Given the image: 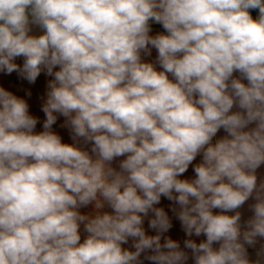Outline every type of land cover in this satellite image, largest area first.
<instances>
[{
    "label": "clouds",
    "instance_id": "1",
    "mask_svg": "<svg viewBox=\"0 0 264 264\" xmlns=\"http://www.w3.org/2000/svg\"><path fill=\"white\" fill-rule=\"evenodd\" d=\"M0 73V264H264V0H0Z\"/></svg>",
    "mask_w": 264,
    "mask_h": 264
},
{
    "label": "crops",
    "instance_id": "2",
    "mask_svg": "<svg viewBox=\"0 0 264 264\" xmlns=\"http://www.w3.org/2000/svg\"><path fill=\"white\" fill-rule=\"evenodd\" d=\"M155 30L162 31L160 26L156 25L154 26ZM155 55V53H153ZM19 64H22V59H18L16 61ZM50 79L48 77H45L43 74L37 79L35 84H29L26 80L21 79L17 73H12L11 75H5L3 73H0V87H4L5 89L13 92L15 95L22 97L27 100L29 103L30 113L33 115L38 116L41 121L44 118V114L40 111L41 105L45 98V92H46V83L47 80ZM31 93L29 96L28 93ZM60 123H62V118L58 121L57 125H54V130L57 131L62 135V138L65 142H71L70 138L68 136V133L66 130L61 129L59 127ZM37 130H41V126H37ZM219 135H223V132H221ZM191 170L187 175H191ZM258 176L260 178H264V166H262L258 170ZM254 201L249 200L246 202V204L241 209L242 212V218L244 220L248 219L252 213L249 209V205L252 204ZM168 202L164 201V205L167 207ZM90 209H82V212H87ZM171 215V213H169ZM173 228L170 230L169 233L166 235L171 236V238L178 240L181 243V246L183 247V240L186 238L184 232L182 231L180 224L178 221H176L173 218ZM154 234V233H153ZM83 238V237H82ZM193 239H196L197 242H199L201 239H204V237H192ZM264 243V239H260L259 243L256 245V248L258 249L260 247V244ZM249 253L252 255V258H255V249L249 248ZM189 264H192L191 261H189Z\"/></svg>",
    "mask_w": 264,
    "mask_h": 264
},
{
    "label": "rangeland",
    "instance_id": "3",
    "mask_svg": "<svg viewBox=\"0 0 264 264\" xmlns=\"http://www.w3.org/2000/svg\"><path fill=\"white\" fill-rule=\"evenodd\" d=\"M253 15H255V13H253Z\"/></svg>",
    "mask_w": 264,
    "mask_h": 264
}]
</instances>
